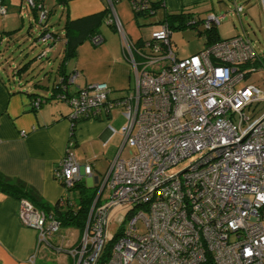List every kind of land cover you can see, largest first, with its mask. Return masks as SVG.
<instances>
[{
    "label": "built area",
    "instance_id": "2783aa9c",
    "mask_svg": "<svg viewBox=\"0 0 264 264\" xmlns=\"http://www.w3.org/2000/svg\"><path fill=\"white\" fill-rule=\"evenodd\" d=\"M128 1L135 12L153 13L149 0ZM27 3L34 7L35 0ZM234 3L240 17L244 9ZM107 7L109 24L122 37L134 88L123 98L111 99L107 84H94L63 99L72 120H106L113 110L122 109L123 143L97 180L99 192L76 248L65 251L63 238L54 248L50 241L61 231L58 219L28 200L20 201L21 223L37 232V250L28 264H37L42 247L67 253L74 264H264V115L244 129L251 120L246 110L264 103V92L239 87L263 68L252 41L238 35L180 59L167 23H160L150 39L136 47L114 0H108ZM7 14L0 0V17ZM225 17L211 13L203 26L218 27ZM49 41L45 35L37 42ZM102 42L100 36L93 40L95 45ZM75 79L70 76L69 84ZM32 105L38 110L37 100ZM73 146L71 137L55 169V178L65 186L94 180L92 166L78 163ZM125 149L126 159L121 157ZM115 224L119 236L102 260Z\"/></svg>",
    "mask_w": 264,
    "mask_h": 264
},
{
    "label": "crops",
    "instance_id": "0c3cea01",
    "mask_svg": "<svg viewBox=\"0 0 264 264\" xmlns=\"http://www.w3.org/2000/svg\"><path fill=\"white\" fill-rule=\"evenodd\" d=\"M232 1L237 4V0ZM22 2L20 0L17 12L23 28L25 19L20 14ZM107 4L108 0H66L64 5L57 3L62 10L61 20L64 23L67 17L77 20L102 12ZM6 7L8 15L0 25V47L7 40L6 36L12 39L15 32L14 25H10L14 19L9 16L10 5L7 1ZM115 10L129 40L134 44L149 39L145 37L143 27L153 25V31L156 30L167 14L185 13L199 19H205L206 14H216L214 0H165L164 7L158 10L152 23L141 21L142 26L139 27L128 0H119ZM161 10L163 16L158 17ZM35 17L34 12L33 20L37 25ZM32 24L33 21L30 23L31 31L34 27ZM103 27L107 29L104 30ZM57 34L59 38L51 44L35 40V47L44 46L47 50L21 67L9 64L8 68V64L3 63L4 54L0 53V175L12 184L21 182L27 188H33L42 202L49 206H54L65 196V188L55 178V169L69 148L72 134V122L69 119L71 108L68 102L56 98L46 102L38 110L32 104L37 98L60 93L55 89L65 75H76L74 84L67 89L71 96L76 95L80 89L105 83L111 89L110 98L120 99L133 90L135 83L133 70L124 54L122 37L106 23L101 28L104 42L99 45L84 42L78 47L76 56L64 68H60L65 49L64 33ZM173 34L172 32L171 43L175 51ZM58 40H63V50L58 56L52 57ZM54 62H59L57 70L52 68ZM36 64L39 69L34 68ZM45 68H49L51 73L48 81L37 76L39 72L44 73ZM26 76L30 77L27 79ZM125 123L123 110L118 108L106 120L88 119L77 124L71 151L80 165H91L93 168L94 180L83 178L87 187L96 186L97 180H102L117 156L123 143L120 130ZM121 157L128 158L127 149L122 152ZM19 208V200L0 189V264H28L30 256L37 250V232L23 226ZM82 237L83 234L74 229L61 228L50 242L56 248L63 238L64 248L71 250L80 244ZM54 250L50 247L40 248L37 264H41L44 254ZM63 256L70 264L74 262V258L67 253Z\"/></svg>",
    "mask_w": 264,
    "mask_h": 264
},
{
    "label": "rangeland",
    "instance_id": "374dc122",
    "mask_svg": "<svg viewBox=\"0 0 264 264\" xmlns=\"http://www.w3.org/2000/svg\"><path fill=\"white\" fill-rule=\"evenodd\" d=\"M9 7V16L13 17L14 21L10 25H14L12 39L7 38L5 43L0 47V53L4 54L3 63H5L8 68L9 64H13L16 67H21L26 63H29L31 60H34L42 51H46L47 48L44 46L35 47V38H37L40 33L42 26L36 25L34 22V12L27 2L23 0L21 15L25 19L23 28L20 23V15L17 12V9L20 6V0H6ZM237 5L242 6L244 12L239 17L235 12V3L232 0H214L215 13L217 15H226L225 19L217 27V33L221 40H226L233 38L238 35H247L252 41L257 53L264 57V8L262 6L261 0H237ZM45 7L53 9V15L50 16L49 24L52 31L55 33H61L63 35V26L64 20H61L62 10L59 5H57L55 0H45ZM211 14V13H210ZM209 14H206L205 19ZM163 16V10L158 14V17ZM152 18H148L147 23H152ZM4 17H0V25L4 21ZM33 21V30H30V23ZM154 26L147 25L143 27L144 35L146 38L151 37ZM160 28V25L157 29ZM104 30L107 27H103ZM156 29V30H157ZM204 26L201 24L197 29L195 28H186V29H175L173 30V44L175 47V53L179 58L190 57L204 47V39L199 35V31H203ZM154 30V31H156ZM56 48L53 49L52 57L58 56L59 53L63 50L64 42L63 40H58ZM51 50V49H49ZM62 59V58H61ZM56 61V60H54ZM60 62V61H59ZM59 62L55 63L52 68L57 70ZM34 61L32 62V64ZM35 69H39V65L34 66ZM46 72L37 74L41 79L50 78L49 68H45ZM30 76H26L28 79ZM52 77H54L52 75ZM51 77V78H52ZM53 79V78H52ZM254 86L264 92V66L261 70L253 72L248 75V77L240 84L239 87ZM246 115L251 119L249 125H245L244 129H247L249 126L253 125L264 115V103L260 104L256 109L251 108L246 110ZM128 152V150H127ZM185 164H181L176 168V171L182 169ZM175 171V170H174ZM86 180V178H85ZM107 193H104V197ZM105 201V200H103ZM140 232L144 233V224L141 221L139 223ZM118 230L117 224L111 226L110 231L113 235L116 234ZM54 249V248H53ZM65 251H69L66 250ZM65 253H58L56 250L49 251L48 254H44L41 259V264H70V261L63 256ZM74 264V262L72 263Z\"/></svg>",
    "mask_w": 264,
    "mask_h": 264
},
{
    "label": "trees",
    "instance_id": "16d2710c",
    "mask_svg": "<svg viewBox=\"0 0 264 264\" xmlns=\"http://www.w3.org/2000/svg\"><path fill=\"white\" fill-rule=\"evenodd\" d=\"M25 1L27 2V0ZM55 1L61 5L66 4V0ZM118 1L119 0H114L115 5ZM148 2L150 8L153 11L152 14H150V12H135L133 10L135 20L139 24V27L142 26L141 21H145L148 18L155 17L158 10L163 8L165 5V0H149ZM4 3L6 5V0H4ZM44 4L45 0H35L34 7H31L30 5L28 6H30L36 14V23L42 26L41 33L37 38H35V40L38 41L40 37L50 35L52 41H49L48 44H51L55 42L59 38V36L57 33L51 30L49 25V17L53 14V10H47L44 7ZM43 12H45L44 22L41 21V14ZM110 19L111 10L108 7L102 12L77 20H71L67 17L63 28L65 49L60 68H64V66L76 56L78 47L84 42L90 41L93 43V40L98 36L102 37L104 42V38L101 34L103 23H106L110 28L116 31L115 26L113 24H109ZM204 20L205 19L195 18L185 13H179L167 14L165 19L161 23H167L172 34L173 30L175 29L183 30L187 27L197 29L199 25H203ZM192 21H194V24L192 23ZM199 35L204 39L205 47L213 45L221 40L217 33V27L215 26H213L210 30H206L204 28L202 32L199 31ZM142 42L143 40L136 43L135 46L139 47ZM261 64L264 66V57H261L260 65ZM254 65L259 66V61L255 62ZM69 78L70 75H65L63 81L60 82L56 87L55 90L59 91L60 93L54 94L47 98H37L36 100L39 102L38 109H40L43 104H45L49 100L55 98L62 99L64 101H67L65 99H70L71 95L67 90L68 86L70 85L68 82ZM63 97L66 98L63 99ZM70 120L72 122L71 137L74 138L77 124L87 119L80 118L78 120ZM97 121L103 120L97 119ZM60 184L65 188V196L63 197L64 202L63 204H61V201H59L54 206H49L42 202L40 195L33 188H27L26 185L21 182L12 184L9 180H6L0 175V189L4 193L14 196L19 200V202L23 199L28 200L34 205L35 208L46 211L49 214H53V216H55L60 222L62 229H74L81 234H84L88 225L90 210L99 192V184H96V186L93 187H87L83 179L73 183L70 186H65L63 183ZM117 235L119 236V234ZM117 235L114 236L112 242H110L105 248V254L102 257V260H104L105 257L108 256L113 242L117 239ZM97 264H102V261H99Z\"/></svg>",
    "mask_w": 264,
    "mask_h": 264
},
{
    "label": "water",
    "instance_id": "95a60500",
    "mask_svg": "<svg viewBox=\"0 0 264 264\" xmlns=\"http://www.w3.org/2000/svg\"><path fill=\"white\" fill-rule=\"evenodd\" d=\"M261 2H262V6H263V8H264V0H261Z\"/></svg>",
    "mask_w": 264,
    "mask_h": 264
}]
</instances>
